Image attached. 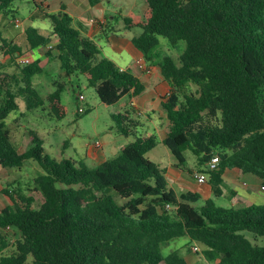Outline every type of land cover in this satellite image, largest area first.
<instances>
[{
	"label": "trees",
	"instance_id": "trees-1",
	"mask_svg": "<svg viewBox=\"0 0 264 264\" xmlns=\"http://www.w3.org/2000/svg\"><path fill=\"white\" fill-rule=\"evenodd\" d=\"M15 1L0 0V16L8 17ZM34 1L38 9L27 21L25 48L0 31V48L11 59L0 63V164L20 169L33 159L42 168L30 193L4 189L11 204L0 208V264H190L180 249L162 253L163 245L183 236L203 246L204 261L196 264H264V245L256 243L264 237V204L228 208L210 198L197 205L200 194L176 193L166 169L146 157L160 140L140 131L142 116L132 106L112 117L116 131L133 141L96 166L51 157L34 130L26 151H18L7 119L19 110V100L28 109L47 105L59 119L68 111L64 85L43 96L33 82L43 70L39 60L19 62L29 49L51 45L46 55L58 60L62 74L87 75L107 105L145 90L131 71L100 55L96 41L74 25L65 5L53 13ZM101 1L88 0L92 6ZM146 2L144 18L124 17L123 22L124 29H143L133 37L135 46L146 60L159 59L171 84L162 101L170 122L162 142L182 165L187 150L201 164L218 154L219 169L207 171L216 195L228 168L253 173L264 186V0ZM42 18L50 19L48 29L33 25ZM160 36L172 47L185 42L178 61L158 52ZM90 110L79 108L77 115ZM34 192L44 198L39 208L33 207ZM10 227L20 238L8 253Z\"/></svg>",
	"mask_w": 264,
	"mask_h": 264
},
{
	"label": "rangeland",
	"instance_id": "rangeland-1",
	"mask_svg": "<svg viewBox=\"0 0 264 264\" xmlns=\"http://www.w3.org/2000/svg\"><path fill=\"white\" fill-rule=\"evenodd\" d=\"M61 1L63 0H58L57 3L59 4ZM37 2L41 4L40 0H37ZM145 2V0H140V3L138 4L139 7L137 12H140L141 16H145L146 11L143 7ZM51 4L52 7H54L56 4L55 0H51ZM37 9L38 7H36L34 0H16L12 7L13 11L8 13V17L4 18L2 16L3 18L0 19V31L2 32V35L8 40L24 47V28L26 27V23L20 27H16L14 19L18 17L21 20L26 21L30 17L31 12ZM13 16H15V18H13ZM120 20H123V18ZM50 22L49 18H42L35 19L32 23L35 27L47 29L51 24ZM112 26L113 28L108 29L110 30L109 33H112L114 27L116 28V26L120 25L113 24ZM97 40L105 49V54L109 55L108 50L111 49L109 48L105 37H100ZM160 42L161 44L158 52L161 55L170 54L178 61L179 55L185 48V42L180 41L177 46L172 47L168 43V40L163 36H160ZM10 61V56L5 53V49L3 50L0 48V63L4 62L6 64ZM54 62L58 61H53L52 65H44L42 72L33 78V82L35 86L36 84L40 85L39 88L41 89L40 93L42 95L50 91L54 85L55 88L60 84L64 85L62 101L67 106L68 111L66 116L61 119L57 118L47 105L28 109L25 101L19 100V110L12 112L7 119L8 127L12 130L11 140L17 147L18 151H21L24 145V135L30 130H34L42 138L43 147L45 148L46 153L51 157L57 159H62L64 157H71L75 160L81 158L84 159L91 144H94L97 141L101 142L107 140L111 133L114 132L115 120L113 119L112 114L118 112V104L107 105L103 103L99 99L95 88L89 85L87 75L78 73L70 77L65 76L60 74L58 65L57 71H54ZM47 78H50L51 81H47ZM195 88L196 87L194 86L193 89ZM80 94L83 95V98L79 97ZM87 107L91 108L90 112L84 113L79 117L77 115L78 109H85ZM161 152H163L162 145L157 149L149 151L146 154V157L160 165V167L165 168L168 165V161ZM186 156L187 161L185 165L179 164V161L176 158L174 160L176 164H179V167L189 169L194 163H197V159L189 150L186 151ZM40 172H42V168L38 162L33 159L29 160L20 169L4 167L0 164V187L6 186L10 190H14L15 188L18 190L21 188L24 193H30L29 188L32 190L34 187V177ZM34 194L36 200L33 207L39 208L44 198L39 192H34ZM214 201L219 206L228 208L233 207L230 204V201L223 196H214ZM0 207H2V202H0ZM7 231L11 240V246L8 248L7 252L10 253L15 249V242L20 238V232L14 227H10ZM244 234L254 241L252 232L245 230ZM256 243L264 245V237H259ZM194 245H198L200 250L195 251L193 249ZM202 248L203 246L201 244L190 242L188 237L183 236L163 245L162 253L167 255L176 249H180L182 255L187 261H189V263L196 264L204 261Z\"/></svg>",
	"mask_w": 264,
	"mask_h": 264
},
{
	"label": "crops",
	"instance_id": "crops-1",
	"mask_svg": "<svg viewBox=\"0 0 264 264\" xmlns=\"http://www.w3.org/2000/svg\"><path fill=\"white\" fill-rule=\"evenodd\" d=\"M40 2L43 7H48V10L53 13H58L62 5H65L66 10L74 17V25L80 27L84 34L96 41L100 47L101 53L114 60L120 68L131 71L144 84L145 90L142 94L137 97H125L118 103V112L124 111V109L131 106L134 107L142 116V127L140 131L147 135H157L160 143L155 149L161 145L163 147V152L161 153L168 161V165L165 169L168 186L170 188L178 194L184 190L200 194L201 199L196 203L197 205L204 204L205 201L210 198L214 200V196H223L227 198L234 208H243L250 204H264V189L262 187V179L259 176L253 173L243 172L239 168H228L223 173L224 182L220 185L219 193L216 195L210 183L207 163L201 164L195 156L197 163H194L189 169L185 167L181 168L175 163V157L170 149L162 142L170 130V122L162 106V101L170 93L171 84L162 74L159 59L155 57L153 61L146 60L144 53L135 46L133 37L139 36L143 32V29L139 26L132 27L131 29H124V22L120 20L124 17L141 16V13L137 12L140 0H104L94 6L90 5L88 0H63L59 4L57 3L58 0H55L57 5L55 4L54 7H52L51 0H40ZM143 7L147 12V2H145ZM32 13L33 11L31 14ZM3 17L0 16V19ZM141 17L144 18V16ZM91 19H94L95 22H92ZM28 20L29 18L26 21L22 20V25L26 23L27 27ZM113 24H119L120 26L114 27L112 33H109L110 30L108 29L113 28ZM26 27L24 28V33ZM103 36L111 49L108 50L109 55L105 54V49L97 40L100 37L104 38ZM52 38L54 42L58 39L56 36ZM24 41L25 45L23 48L26 47V37ZM47 50L48 46L40 45L29 49L24 56L30 57L32 61L39 60V64L43 68L44 65H52L53 61L57 60L49 59L46 55ZM101 53L100 55L103 56ZM140 59L145 60L152 67V72L150 74H146L137 68L136 62ZM54 63V71H57V65L60 69L59 64H57L59 62ZM60 74H62L61 69ZM47 81H51V79L47 78ZM39 87L40 85L36 84V88L41 92ZM53 90H55V85L43 96ZM133 139L132 136L120 134L115 129L107 140L101 141V148H97L94 144H91L84 159H81L90 166H96L107 159L117 156L126 145L133 141ZM23 141L24 145L19 152L26 151L30 141L29 132L24 135ZM195 172H206L208 174V180L204 183L198 182L194 177ZM5 188L6 186L0 187V202H2V207L0 208L11 204L9 197L4 193Z\"/></svg>",
	"mask_w": 264,
	"mask_h": 264
},
{
	"label": "built area",
	"instance_id": "built-area-1",
	"mask_svg": "<svg viewBox=\"0 0 264 264\" xmlns=\"http://www.w3.org/2000/svg\"><path fill=\"white\" fill-rule=\"evenodd\" d=\"M92 22H95L94 19H91ZM14 24L16 27H20L23 24V21L16 17L14 19ZM51 46V45H50ZM49 46V47H50ZM48 47V48H49ZM19 62L22 64H29L32 62L30 57L27 56H23L19 59ZM137 68L142 70L143 72H145L146 74H150L152 72V67L143 59L137 60L136 62ZM121 70H126L121 68ZM80 98H83V95L80 94L79 95ZM94 146L97 148H101L102 147V143L100 141H97L94 143ZM220 156L218 154L214 155L208 162H207V170L212 171V170H217L220 167ZM194 177L196 178V180L200 183H204L208 180V174L206 172H195L194 173ZM264 189V186H262ZM167 207H170V205L168 204ZM193 249L195 251L200 250L198 245H194Z\"/></svg>",
	"mask_w": 264,
	"mask_h": 264
}]
</instances>
